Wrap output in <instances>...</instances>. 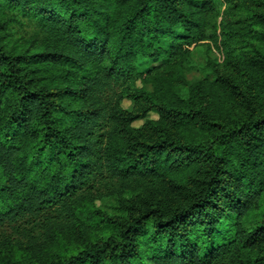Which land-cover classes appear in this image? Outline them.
<instances>
[{
    "label": "trees",
    "instance_id": "obj_1",
    "mask_svg": "<svg viewBox=\"0 0 264 264\" xmlns=\"http://www.w3.org/2000/svg\"><path fill=\"white\" fill-rule=\"evenodd\" d=\"M0 264H264V0H0Z\"/></svg>",
    "mask_w": 264,
    "mask_h": 264
},
{
    "label": "rangeland",
    "instance_id": "obj_2",
    "mask_svg": "<svg viewBox=\"0 0 264 264\" xmlns=\"http://www.w3.org/2000/svg\"><path fill=\"white\" fill-rule=\"evenodd\" d=\"M216 22L219 21L220 15L217 16ZM162 48L166 49L168 47L167 42H160ZM244 50H247L246 45L243 47ZM192 60L195 64L194 68L190 72H188L185 75V80L188 82L192 81H201L202 85H205V83L211 82L214 78V73H212L211 68L207 65L208 62L211 63L212 67L214 68V71H216L221 77H236L235 70L233 68L227 66L224 57L222 54H220L214 46H210V49H207V46L200 45L195 50ZM159 62H156L152 65L149 64H141L139 66L140 69L144 68H150L151 66H158ZM144 84L143 81L140 79H137L136 86L142 87ZM145 89L148 91H152V87L150 84H146ZM121 108L127 112H132L134 110V101L132 98H124L120 104ZM157 119V114L154 110L148 111L144 118L136 120L132 123V127L135 129H139L142 127V125L145 123V121L148 120H155ZM95 206L102 209L104 212L108 214H117L118 213V207L117 203L113 198H106L101 201H96Z\"/></svg>",
    "mask_w": 264,
    "mask_h": 264
}]
</instances>
